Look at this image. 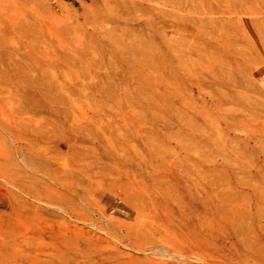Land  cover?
<instances>
[{"label":"rangeland","instance_id":"374dc122","mask_svg":"<svg viewBox=\"0 0 264 264\" xmlns=\"http://www.w3.org/2000/svg\"><path fill=\"white\" fill-rule=\"evenodd\" d=\"M0 264H264V0H0Z\"/></svg>","mask_w":264,"mask_h":264}]
</instances>
